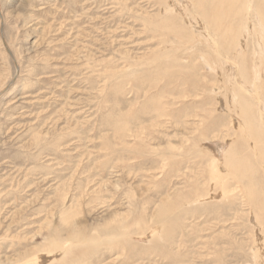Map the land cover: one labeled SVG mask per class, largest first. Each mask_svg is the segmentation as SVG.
<instances>
[{"label": "rangeland", "instance_id": "374dc122", "mask_svg": "<svg viewBox=\"0 0 264 264\" xmlns=\"http://www.w3.org/2000/svg\"><path fill=\"white\" fill-rule=\"evenodd\" d=\"M263 88L264 0H0V264H264Z\"/></svg>", "mask_w": 264, "mask_h": 264}, {"label": "bare ground", "instance_id": "6f19581e", "mask_svg": "<svg viewBox=\"0 0 264 264\" xmlns=\"http://www.w3.org/2000/svg\"><path fill=\"white\" fill-rule=\"evenodd\" d=\"M225 1V0H224ZM219 3V2H218ZM199 4V3H198ZM201 4V3H200ZM216 7H218V6H216ZM250 7V6H249ZM197 8H199V7H197ZM201 8V7H200ZM215 8V7H214ZM226 8V7H225ZM212 9V8H211ZM220 9V8H219ZM218 9V10H219ZM209 10V9H208ZM227 11V10H226ZM225 11V12H226ZM219 12V11H218ZM197 13V12H196ZM199 13V12H198ZM204 13V12H203ZM226 14H227V12H226ZM199 17V16H198ZM203 21V20H202ZM199 22V21H198ZM205 27H207V24H205L204 25ZM203 27V26H202ZM208 30V29H207ZM206 30V32H208V34H209V36H210V38H209V47L210 48H213L214 49V52H215V54H216V56L219 58H221V59H224V56H225V51H224V48L225 47H223L222 46V44L220 43V41H217L215 38H214V33L213 32H210V31H207ZM208 37V36H207ZM233 44V43H232ZM233 48V47H232ZM227 54V53H226ZM229 55V54H228ZM222 56V57H221ZM241 59V58H240ZM193 60V59H192ZM195 60V59H194ZM205 59H203L202 61H204ZM236 66V65H235ZM237 67L239 68V66L237 65ZM242 81V80H241ZM258 85V84H257ZM256 86V85H255ZM242 89L243 91H246L244 88H243V86H239V89ZM247 89V88H246ZM264 89V88H263ZM235 91V90H234ZM241 92V91H240ZM264 93V92H263ZM253 96V95H252ZM257 96V95H256ZM255 97V96H254ZM255 101H254V104H252V106H255L256 108L259 106L260 107V96L258 95L257 97H255ZM249 102V101H248ZM248 102L245 100V99H243V98H241V106L244 108V109H247V104H248ZM250 107V106H249ZM255 108V109H256ZM253 109V108H252ZM245 113V112H244ZM263 113V112H262ZM262 113L260 112L259 113V116L257 117V119L259 120L260 118H263L262 116ZM254 121H255V119H254ZM262 121V120H261ZM263 122V121H262ZM247 126H245V127H247V129H248V131H249V133H250V137H251V140H253V143H254V151H256V146L258 145V143L260 144V146L262 147V143H263V139L259 136V132L258 133H254L253 132V129L255 128V126H256V123H254V122H251V120H249L247 123ZM243 126V125H242ZM258 131H261V133H263V131L261 130V128L260 127H258V129H257ZM251 133H253V134H251ZM263 135V134H262ZM248 138V137H247ZM245 140V139H244ZM249 140V139H248ZM248 140H245V141H248ZM245 146V145H244ZM252 147V146H251ZM250 148V147H249ZM249 148H247V149H249ZM252 149V148H251ZM251 149H249V150H251ZM262 149V148H261ZM241 151V150H240ZM257 151H258V149H257ZM245 152V151H244ZM243 152V153H244ZM247 152H249V151H247ZM261 152H263V150L261 151ZM239 154H241V153H239ZM239 154H237L236 152H234V151H231V154H230V156H233L234 158L233 159H235V157H239ZM258 154V153H257ZM243 155H246V157L247 158H249V155L247 154V153H245V154H243ZM253 155V154H252ZM259 155V154H258ZM254 156V155H253ZM241 157H243V156H241ZM256 157V156H255ZM230 158V157H229ZM243 158H245V157H243ZM246 158V159H247ZM251 158V157H250ZM261 158V157H260ZM263 158V157H262ZM230 160V159H229ZM243 160V159H242ZM258 160H260V159H258ZM235 161L237 162V163H235V162H233V164L235 165V164H238L240 161H238L237 159H235ZM251 162V161H250ZM241 164V163H240ZM250 164H252V162L250 163ZM250 164H248L247 162H245L244 161V164L243 165H239V168H237V169H235V171L237 172V173H239V175H241L242 177L245 175L244 173H246V171H247V168L249 167V166H253V165H250ZM230 165V164H229ZM255 165V164H254ZM259 168V167H258ZM231 167H229V170L231 171ZM251 169H252V167H251ZM256 171H257V174H259L258 173V170L257 169H255ZM264 170V169H263ZM231 173L233 174V171H231ZM231 174V175H232ZM248 174H250V172L248 173ZM263 177V176H262ZM232 178H236L237 180H236V185H235V187H240V189H239V192H240V194H243V196H245L246 197V200L248 201V202H253V205H251V207H254L255 205H254V192H255V188H254V186L253 185H251V184H249V183H246V182H244L243 181V183L241 182V177H239V176H232ZM251 179H253V177H251ZM264 179V178H263ZM249 181V180H248ZM252 181V180H251ZM253 182V181H252ZM227 183V182H226ZM226 186V185H225ZM234 189V188H233ZM237 189V188H236ZM241 190L243 191V193L241 192ZM264 198V197H263ZM256 207V206H255ZM260 210V209H259ZM212 252V251H211Z\"/></svg>", "mask_w": 264, "mask_h": 264}]
</instances>
